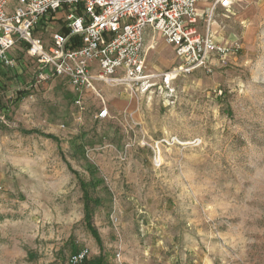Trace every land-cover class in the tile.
Instances as JSON below:
<instances>
[{"label": "rangeland", "instance_id": "obj_1", "mask_svg": "<svg viewBox=\"0 0 264 264\" xmlns=\"http://www.w3.org/2000/svg\"><path fill=\"white\" fill-rule=\"evenodd\" d=\"M201 11L199 33L239 46L226 65L186 71L149 32L146 83H99L83 120L68 82L37 83L27 45L13 50L0 81V264H69L83 247L104 264L118 252L123 264H264V0L210 21ZM62 13L35 35L49 42ZM94 177L97 235L80 182Z\"/></svg>", "mask_w": 264, "mask_h": 264}, {"label": "built area", "instance_id": "obj_2", "mask_svg": "<svg viewBox=\"0 0 264 264\" xmlns=\"http://www.w3.org/2000/svg\"><path fill=\"white\" fill-rule=\"evenodd\" d=\"M0 0V68L18 66L13 50L27 45L39 64L36 82L65 79L75 94L77 119L83 120L89 91L99 83L124 85L132 94L143 86L146 36L159 33L170 44L186 71L226 65L239 46L215 41L197 30L199 12L210 21L216 8L231 9L234 0ZM204 3V6H200ZM202 7V8H200ZM63 12V30L45 42L35 31ZM62 27V28H63ZM167 76V75H166ZM168 77V76H167ZM166 78V77H165ZM107 107L97 117L105 119ZM89 247L72 253L69 264H83ZM119 264L121 253L116 254Z\"/></svg>", "mask_w": 264, "mask_h": 264}, {"label": "trees", "instance_id": "obj_3", "mask_svg": "<svg viewBox=\"0 0 264 264\" xmlns=\"http://www.w3.org/2000/svg\"><path fill=\"white\" fill-rule=\"evenodd\" d=\"M62 30H63V32H67V29L64 27L62 28ZM4 70H5V68H0V81L2 79V73L1 72H4ZM23 94H25V91H23ZM46 136L51 137L53 139H57V136H55L53 134H48ZM80 146H79V148H80ZM80 150L84 151V148H82ZM89 172L91 173L92 176H95V174L97 173V167L94 165H89ZM80 182L82 184V188H83V192H84V199H85V219L88 222V226L91 228L92 233L97 235V231L93 227V224L91 221L92 217H91V212H90V206H91V203H93V202L100 203V199L91 197L88 187L93 186L94 188H97L102 183V180L98 179L97 177H94L91 181H87V182L80 179ZM78 250H79V248H76L74 252H76ZM83 264H104L103 255H100L98 257H93V258H90V256H89L84 261Z\"/></svg>", "mask_w": 264, "mask_h": 264}, {"label": "crops", "instance_id": "obj_4", "mask_svg": "<svg viewBox=\"0 0 264 264\" xmlns=\"http://www.w3.org/2000/svg\"><path fill=\"white\" fill-rule=\"evenodd\" d=\"M56 18H58V17H55V19L53 20V21H51V20H49V21H47L48 23L47 24H49V26L51 27V25H55V23L57 22V21H55V20H57ZM51 24V25H50ZM27 53V52H26ZM28 55V54H27ZM32 59V58H31ZM1 85V84H0ZM88 95H89V93L87 94V96H86V98L88 97Z\"/></svg>", "mask_w": 264, "mask_h": 264}]
</instances>
